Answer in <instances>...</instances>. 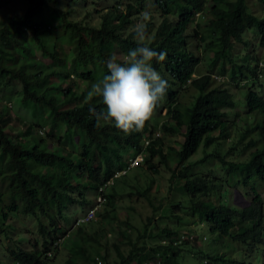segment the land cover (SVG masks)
<instances>
[{"label":"trees","instance_id":"obj_1","mask_svg":"<svg viewBox=\"0 0 264 264\" xmlns=\"http://www.w3.org/2000/svg\"><path fill=\"white\" fill-rule=\"evenodd\" d=\"M11 1L0 0V8ZM25 2L27 8L22 14L13 12L0 20V84H19L22 106L33 117L42 116L39 121L44 125L22 121L24 129L10 134L17 130L21 119L12 117L9 107L0 108L2 255L12 264H49L52 259L46 251L64 234L58 218L67 221L66 211L75 201L83 208L84 192L104 184L139 152L145 154L144 164L153 173L158 172V164L169 167L170 160L176 163L171 169L169 188L178 187L180 198L160 195L153 181L142 188L131 186L126 197L144 198L151 208V214L141 221L142 227L131 234L136 226L128 213L118 215L117 222L124 228L118 231L117 240H109L107 230L111 228L106 225L98 224L91 233L79 227L70 247L71 257L65 264H100L97 259L105 260L110 247L118 258L115 264H156L159 259L160 264H189L181 246L196 257L195 264H240L219 251L201 250L200 235L173 242L172 238L180 233L178 226L196 220V215L209 224L212 241L228 236L244 244L264 246V98L247 88L242 102L244 113L237 110L231 120L226 110L234 107L235 101L226 88H210L211 78L206 73L192 80L198 95L190 105L177 100L178 88L191 77L199 61L189 49V38L200 33L202 41L209 38L206 45H216L211 69L217 63L222 73L226 63L242 68L235 63L232 51L236 44H248L243 39L246 30H251L264 46V0H116L99 15L98 26L86 17H76L74 4L84 9L88 0ZM144 12L152 16L145 42L166 53L163 61L153 60V66L169 81L166 96L161 100L167 105V120L159 128L171 137L184 136L179 148L169 145L168 153L159 138L150 137L149 143L142 145L144 135L151 133L150 127L158 126L152 123L153 115L138 130L124 131L111 122H98L89 108L99 110L103 105L99 97L90 99L86 95L91 83L106 74L105 61L110 55L123 57L137 46L129 28ZM154 12L160 19L156 25ZM206 12L210 16L206 31L202 28L201 33L203 26L196 21L195 14ZM89 14L88 11L86 16ZM191 25L192 34L186 31ZM36 50L43 60L36 56ZM242 57L248 63L249 54ZM46 58L48 62L44 61ZM256 60L251 68L244 65L255 77ZM235 76L230 73L231 78ZM242 114L246 118L250 115L251 121L245 119L243 123ZM37 126L48 129L42 135ZM230 126L236 128L237 144H243L238 152H233L237 145L228 149L238 155L237 160L226 159L228 151L225 155L220 153L219 139L229 135ZM212 145V151L205 149ZM199 147L204 149L203 157L190 162ZM245 150L249 152L241 159ZM211 157L219 159L241 183L256 177L257 182L248 184L252 196L243 207L230 205L225 190L215 200L214 189L220 185L209 184L192 173V165L205 163ZM115 193L112 190L108 194L105 205L109 209L100 213L102 219H116ZM18 215L37 219V233L42 237L39 245L33 239L30 248L24 247L23 241L28 242L25 236L13 239L12 243L2 241L1 237L9 238L16 229ZM0 264H6L5 260L0 258ZM245 264L260 263L256 258V262Z\"/></svg>","mask_w":264,"mask_h":264},{"label":"rangeland","instance_id":"obj_2","mask_svg":"<svg viewBox=\"0 0 264 264\" xmlns=\"http://www.w3.org/2000/svg\"><path fill=\"white\" fill-rule=\"evenodd\" d=\"M89 1L90 0H88L87 2L88 5H86L84 9H81L79 4L77 3L74 4L75 7L73 5V7L75 8L76 17L77 18L86 17L88 20H90V23L92 25L98 26L100 23L99 15H101L107 9H109V6L113 5L116 0H93V2L90 4H89ZM26 8H27V3L25 2V0H12L10 5L0 8V20L4 21L7 18V16L13 12L20 15L25 11ZM88 11L90 12L89 14L90 16L87 17L86 13ZM195 15H196V21L201 23L203 26L199 29V32L202 33V28L204 31H206L205 27L207 24V19L209 18L210 15L207 12L203 14L199 13ZM141 17L142 16L135 18V24L141 20ZM151 17L152 16L150 15V18ZM153 19L155 21V25L160 21L157 13L154 14ZM133 26H130L129 31H132ZM193 28H194L193 25H191L190 28H188L186 31L192 34ZM243 36L245 39H248L249 41L248 45L236 44L237 49L236 51H234V53H240L242 55L245 52H249L251 54V57L256 55L259 58H264V47L259 46L257 44V38L255 37V34L251 32V30H246ZM208 39L209 38H206L205 41H202L200 39V33L194 36H191L189 38V42H190L189 49L193 50L194 54L200 57V62L196 66L197 67L196 73H195L196 76L207 73L209 69V61H210L209 59L212 57L213 50L216 48V45L215 46L206 45V41H208ZM210 42H211V39H210ZM36 56L40 57V59L43 60L38 50H36ZM118 56L122 58L121 55H118ZM44 61L48 62L49 58L44 59ZM259 66H261V73H262L263 68H264V62L259 63ZM233 71H235L236 74H239V71L237 69H233L230 67L227 68L228 73H232ZM212 73L215 75L221 76V78L225 79L224 82H219L214 77H212L213 79V83H211L213 84L212 87H215L216 85L226 87L232 93V97L236 103H237V99L238 98L240 99L239 102H240V107L242 109L243 108L242 102L244 99L245 92L248 86H252L254 82V78L250 76L247 70L243 69V73L246 75L240 78L239 83L240 85H243V86L239 88L235 84H233L230 80H228L224 74H219L216 68L212 71ZM260 79H261L260 81L262 80L264 81V75ZM19 92H20L19 84L12 85V86H6V87L0 84V108L3 107L4 105L9 107L11 116L12 115L17 116L21 119V121L17 125V130H11L10 134H14L13 132L15 131L20 132L22 129H24V125H22V121H24L25 123H34V124L36 123V124L44 125L42 122L39 121V119L42 116H39L38 118L33 117L29 109L22 106V103L20 100L21 94ZM257 93L264 98V86L261 89H259ZM196 94H197V90L189 84L185 88H181V89L178 88L177 100L178 102L184 105H188L194 100ZM235 108H236V105L232 110L235 111ZM166 110H167V105L163 104V101H160L158 103V106L154 109L152 113L153 117L156 120L155 122L157 121L161 122L166 118V115H165ZM246 116H247L246 114H242L243 123L245 119L247 121H251V118L247 119ZM230 118L233 119V116L232 117L230 116ZM44 119L45 117H43L41 121ZM47 129H48L47 126H44V127L37 126L36 128V130L38 131L40 130L43 131V133H41L42 135L45 133L44 131H47ZM236 132H237L236 128L231 126L229 129L230 135L224 138L223 140H221V144H220L221 155H225L227 150L235 144V141L238 139V137L236 136ZM51 139L55 140L53 137H51ZM181 139L182 137L180 135L175 137V140L177 142L181 141ZM170 143L171 144L173 143L172 139ZM174 146H177V145L174 144ZM205 149L207 151H212L214 149V146H210ZM228 153L229 154L225 156L226 159H229V160L238 159L237 154H233L231 152H228ZM247 154H248V150H245L241 156V159H243ZM203 155H204V149L203 147H199L198 151L189 158V161L190 162L198 161L201 157H203ZM191 171L194 175H201L202 178H204L205 180L209 182V184H214V185L219 184L220 185V186H216V188L214 189V194H216L215 200H218L217 198L218 194L223 192V188L225 187L228 188L226 198L231 205L236 204L237 206L243 207L247 203V201L250 200L252 196L251 194L247 193V190L245 191V188L247 186H243L239 182L238 176L236 174H231V172H229L227 168L221 165L214 158L207 160L205 163H201V164L197 163V164L192 165ZM169 175H170V172L168 169L164 167L160 168L159 173L157 175L151 176L154 179V183H155L153 187L157 186L158 188L157 193H160V195L166 198H172L174 200H177L180 198L179 197L180 193H179V190L177 189L178 187H175L173 190L169 189V181H168ZM205 175H207L206 178H205ZM148 176H150V173L147 170L142 169L139 171L138 169H135L134 171L128 172L126 176H121L115 179L114 188L116 189V192H117L116 209L118 211V215L120 216L126 213L130 214V219L133 221V223L136 226L133 230H131V234L133 235H135L138 228L142 227L141 221L145 220L146 216L150 215L151 208L144 198H139L137 196L126 198L124 196V193L130 189V185L127 184V181H130L132 184L136 186L144 187V183L146 182V179ZM208 177L209 179H207ZM254 182H257V179L253 175V177L248 183H254ZM257 192L261 194L260 191H257ZM94 196L95 195H89V198L94 199ZM87 203H88V192L85 191L84 204H87ZM166 203H167V200H166ZM128 206L129 207L132 206V207L128 208ZM76 207L77 205H74L72 207L73 208L72 210L69 208V210L67 211L68 213L67 215L69 216L70 221H73L71 219H73L74 217H79L80 215L79 209L77 210L78 212L74 210V208ZM72 213H74L75 215L72 216L73 215ZM196 218L198 219L197 215H196ZM69 220L64 221L63 219L58 218L60 226L64 227L65 229V231L63 232L64 237L60 238L58 242L60 245L59 247H57V250L59 248L60 249H59V253L57 257L55 254L56 259L53 262H50L49 264H64L69 256V248L71 246L70 244L73 240L72 236L74 234L73 229H75V227L70 225ZM43 221L45 222V220ZM37 222H38L37 219L30 215L28 216L18 215L17 220L15 221L16 229L9 234V238L8 237L3 238L4 236L2 235L3 236L1 237L2 241L5 240L6 242L12 243L13 239L19 238L20 236H25L28 239V242L26 240L23 241L22 245L24 247L30 248L29 242L32 241L33 239H37L38 245H39L41 243L42 237L37 233V229H36ZM101 224L106 225L111 228L109 229L111 233L108 236L110 241L117 240L119 238L118 231L124 228L122 227L123 225L117 221H113V222H109L108 220L105 222L101 221ZM118 225L121 228H119ZM79 227H83V228L85 227V230L88 233H91L96 228V224L95 223H91L89 225L81 224L76 227V230ZM208 227H209V224L206 222H203V223L195 222L193 224L191 222H188L187 224L184 223L183 228L181 230V234L184 233V235H188L187 239L189 238L190 235H201L202 239L200 240V245L202 247V250H204V245H205V248H208L207 251L211 250L214 253L216 251H219V252L222 251L226 257L235 258L239 263L245 264L246 262L253 261L256 258H258L259 262L264 264V251H263L264 246L256 245V244H249V243L242 244L238 241L231 239L230 237H225V236H220L216 243L211 244V242H208L209 235L207 234V231H206ZM210 229L212 228L210 227ZM183 239H186V238H183ZM189 255L190 254L188 255L184 254L185 262L191 261V258L189 257ZM0 258L5 260L6 264H12L10 260H7L2 255V250H0ZM117 261H118V258L114 250L110 247L107 251L106 260L104 262L102 261L101 264H114ZM194 263H195V259H194Z\"/></svg>","mask_w":264,"mask_h":264},{"label":"clouds","instance_id":"obj_3","mask_svg":"<svg viewBox=\"0 0 264 264\" xmlns=\"http://www.w3.org/2000/svg\"><path fill=\"white\" fill-rule=\"evenodd\" d=\"M196 14H199V13H196ZM149 22H150V13L144 12L142 14L141 20L139 22H137L133 26V29H132L133 37L137 42V46L135 48L129 49L127 51V53L122 58L115 53L110 55L107 58V60L105 61L106 68H107L106 74H104L102 78L91 83L90 88L86 93L87 97L90 99L93 97H99L100 102L103 105V107L100 108L99 110H97L95 107L89 108V112L92 114V116L98 122L99 121L111 122L117 128L122 129L124 131L138 130L139 128H141L143 126L145 121L152 115V113H153L154 109L157 107L158 103L162 99H164V97L166 96V93H167L168 88H169V81L162 75V73L160 71L157 70L156 67L153 66V60L155 59L156 61H163L166 53L163 50L157 51L155 48L150 47L149 44L145 42ZM255 37L257 38V36H255ZM243 39L245 41L248 40V39H245L244 36H243ZM248 43H249V41H248ZM257 44L259 46L264 47L263 45H260L258 43V38H257ZM236 49L234 51H236ZM234 51H232V57L236 60L235 61L236 64L242 65V68H233V65L226 63L224 72L222 73V72H220L219 64L217 63L215 65L216 70L218 71L219 74H224L225 77L228 80H230L233 84H235L237 87L241 88V86H243V85H240L239 81H240V78L242 76L246 75L243 73V69L247 70L244 67V65L248 64L250 66V68L253 67V64L255 63V58H256L257 59L256 60L257 69H258L257 70V77H255V75L252 74L251 71L247 70L249 72L250 76L254 78V82H253L252 86H248L247 88L252 90V91H255L257 93V91L264 86L263 85L264 81L263 80L260 81L261 80L260 78L264 75V68H263V72L261 73V66H259V63L264 62V58H259L256 55L251 57V54L249 52H245V53L249 54L248 63H246V61H244L243 60L244 58L242 57L245 53H243L241 55L240 53H234ZM196 56L199 59V61H198V63H199L200 57L198 55H196ZM212 58H213V55L209 59L210 60L209 61V69L207 71V73H209V75H210L211 83H213L212 77H214L219 82H224L225 79L221 78V76H218V75H215L212 73V71L215 69V68L211 69ZM198 63L196 64V66L198 65ZM196 66L194 68V72L192 73L191 77L188 78L186 80V82L182 86L179 87V89L185 88L189 84L191 86H193L192 80L203 75V74L197 75V76L195 75L196 69H197ZM228 67L233 68V69H237L239 71V74H236L235 71H233L232 73L236 74V76L234 78H231L230 73L227 72ZM204 74H206V73H204ZM211 83L209 85L210 88H212V85H213ZM216 86H218V85H216ZM223 88H226V87H223ZM228 92L232 96V93L229 90H228ZM197 95H198V90H197V94L195 95V97ZM259 96L262 97L261 95H259ZM232 99H233V97H232ZM239 101H240V99L238 98L237 103L235 102V105H236L235 111L232 110L235 107V105H234V107L226 110L227 111V117L230 118V116L231 117L233 116V119H234L235 113L237 110H240L242 113H244V106L241 109ZM190 104H188V105H190ZM248 114L251 115L252 113H248ZM165 115H166V113H165ZM250 115H248L249 118H250ZM166 118L164 120H167ZM233 119H231V120H233ZM164 120L161 122H158V121L155 122L156 120L153 119L152 123L153 122L157 123L158 126H156L154 129H152L150 127L151 133L150 134L146 133L144 135V138L142 139V141H143L142 145L146 146L149 143V138L152 137V138H159L160 139V141L162 142L163 150L165 152L168 151L169 145H171V143H170L171 139L173 142L172 145H174V144L177 145V146H174L175 148H179L181 146L180 142H183V139H184L183 135H180L182 137L181 141L177 142L175 140V137L178 136V134L171 137L169 134L165 133L164 131H162L159 128V125H161V123L164 122ZM39 132L43 133L42 130H40ZM229 135H230V133H229ZM229 135L224 136L222 139H219L220 144H221V140L228 137ZM237 141H239V140L237 139L235 141V144L232 146V147H235L237 145L236 149L234 148L233 152H238L237 150H239L243 146L242 143L237 144ZM212 146H214V145H212ZM249 149H252V148H249ZM248 152H249V150H248ZM144 157H145V154L142 152L135 154L134 156L130 157V159H128V165L126 167H124L121 170H116L112 174V176L108 180L105 181L104 184L98 186L97 189H94L92 191L86 190L88 192V203L85 205V207L83 206V208H81L78 205L79 204L78 201H75V203L69 205L71 210L73 209L72 207L74 205H77V207L74 208L75 211H77L78 209L80 210L79 211L80 212L79 217H74L73 219H71L73 221H70L69 216H68V220L70 222V225L75 227V229H73V232H74V234L72 236L73 239L75 237L76 227L78 225H81V224L89 225L91 223H95L96 227H97L98 224H101V221L105 222L108 220L109 222H113L108 218L102 219L100 217V213L104 212L105 209H109L108 207H106L105 203L108 200V194L112 193V190L116 191V189L114 188L115 179H117L121 176H126L128 174V172L134 171L135 169H138L139 171L144 169L150 173V176L147 177L146 182L144 183V186H145L150 181L154 182V179L151 176L157 175L159 173L160 168L164 167V168L168 169L170 172V175H169V177H170L172 174L171 169L176 167V163L170 160L169 161V167L166 164H158L159 165L158 166V172L153 173L152 171H150L145 166ZM212 158H214V157H211L208 159H212ZM214 159H216L219 162V159H217V158H214ZM142 167H144V168H142ZM231 174H233V173H231ZM199 176H201V175H199ZM132 179H133V177H132ZM168 181H169V179H168ZM127 184H129L130 187L131 186L137 187L136 185L132 184L130 181H127ZM241 184L243 186H247L245 188V191L247 190V193L250 194V192L252 190L249 188L248 184H251V183H246V184L241 183ZM140 188H142V187H140ZM223 190L228 192L227 187L223 188ZM129 191H130V189L124 193L125 197H126V193H128ZM259 191L261 192V190H259ZM115 194L117 196V192ZM170 194H171V192H170ZM83 195L85 197V192ZM89 195H95L94 199H92V198L90 199ZM179 197H180V195H179ZM126 198H129V197H126ZM233 205L236 207H240V206H237L236 204H233ZM116 206L117 205H116V197H115V209H116ZM68 210H69V208H68ZM115 211L117 213V216H116V219L114 221H117L118 220V211H117V209ZM72 214H73L72 216L75 215L74 213H72ZM203 221L199 220V218L198 219L196 218V220L191 221V223L192 224L195 222L196 223L197 222L203 223ZM188 222H190V221H187L185 223L187 224ZM183 225H184V223H182V224H180V226H178V230L180 231V233H178L175 237L172 238L174 243H177V242L180 243L181 240L183 241V240L187 239L188 235H184V233L181 234V230L183 228ZM85 227L84 228L81 227V228L83 230H85ZM62 231L63 232L65 231L64 227H63ZM107 231H108L107 236H109L111 231L110 230H107ZM206 231H207V234L209 235V240H210V241L208 240V242H211V244L216 243L218 240L217 241L211 240V234L209 233V228H207ZM191 236H194V235H190L189 237H191ZM63 237H64V234L60 238H63ZM226 237H228V236H226ZM60 238L56 239L52 243L49 250L46 251V255L48 256V258L52 259V260H50V262H53L56 259L55 254L57 257V255L59 253L60 248L57 250L56 247H59V245H60L58 243ZM183 238H186V239H183ZM201 239H202V236H201ZM235 241H238V240H235ZM238 242H240V241H238ZM198 243L200 245V240L198 241ZM240 243H242V242H240ZM71 244H72V242H71ZM242 244H244V243H242ZM181 248L184 249V250H182L183 255L189 254V252L187 251L188 248H186L184 246H181ZM195 248L196 247H193L194 251H196ZM200 248L202 250L201 245H200ZM204 249H207V248H205V245H204ZM70 252L71 251L69 248V256L68 257H71ZM220 252L223 253L222 251H220ZM189 257L191 258V261H189V262L187 261L189 264H195L197 262L196 257H193L191 255H189ZM194 259H195V263H194ZM232 259H235V258H232ZM105 260H106V258H105ZM105 260L104 259H97V262H99L101 264V262L102 261L104 262ZM249 262L254 263V262H256V259L253 261H249ZM160 263H161V260L160 259L157 260L156 264H160ZM240 264H243V263H240ZM260 264H262V263H260Z\"/></svg>","mask_w":264,"mask_h":264}]
</instances>
